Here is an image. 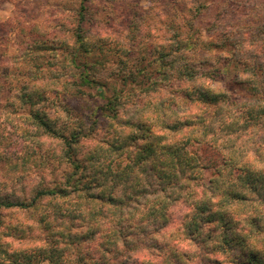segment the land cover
<instances>
[{
    "label": "trees",
    "instance_id": "trees-1",
    "mask_svg": "<svg viewBox=\"0 0 264 264\" xmlns=\"http://www.w3.org/2000/svg\"><path fill=\"white\" fill-rule=\"evenodd\" d=\"M177 1L170 3L181 20L170 17L147 69L140 63L136 73L118 74L130 87L126 94L123 86L114 89L100 107L102 137L87 134L82 118L75 127H56L47 112L30 111L34 136L59 138L63 149H40L32 159L40 167L29 196L0 185V229L33 241L15 249L22 262H11L31 264L27 249L43 264H264V3L244 5L233 18L237 7L224 0L214 21L197 26L213 0L182 8ZM83 9L81 3L76 46L66 51L71 68L80 69L71 82L78 78L77 86L105 97L90 67L96 61L78 63L96 46L81 31ZM228 64L236 71L220 85ZM47 68L33 85L21 81L16 92L32 90H22L20 100L34 105L40 93L46 102L50 82L68 85ZM144 90L146 97L137 95ZM131 97L124 116L119 99ZM10 155L0 148V162ZM41 201L52 205L39 209ZM6 211L29 213L35 226L8 222ZM2 234L0 253L9 244Z\"/></svg>",
    "mask_w": 264,
    "mask_h": 264
},
{
    "label": "rangeland",
    "instance_id": "rangeland-1",
    "mask_svg": "<svg viewBox=\"0 0 264 264\" xmlns=\"http://www.w3.org/2000/svg\"><path fill=\"white\" fill-rule=\"evenodd\" d=\"M170 1L0 0V81L3 85V95H0V148L4 151L10 149L11 152L8 159L0 162V179H2L0 185L4 184L6 193H17L21 197L29 196L31 193L29 190L32 188L31 179L36 178L35 173L40 167L37 164L38 160L36 159L35 164H32V159L38 158L40 149L48 148L53 154H60L63 149L59 138L47 136L40 140L34 136L38 132L29 116L31 110L47 112L48 116L55 121L56 127H60L62 123L75 127L73 123L79 122L82 118L83 124L87 125L85 128L87 134L97 135L99 133L100 137L104 135L102 123L106 117L101 115L100 107L105 104L106 97L114 93V89L123 86V94H126L130 87L129 84L124 85L122 81L121 83L116 80L118 74L123 71L136 73L140 63H142L140 66L147 69L149 60L151 61L156 56L154 51L156 48L160 49L161 42L167 35L170 17H178L176 20H181L179 11L171 7ZM192 1L180 0L175 4L182 8L184 4L192 5ZM222 1L224 0H213V8L206 9L201 23L197 26H206L210 21H214L215 13L220 7L218 5ZM260 1L262 0H225L227 2L225 7L235 9L231 6V3H235L237 9L232 14L235 18L243 11L244 5L251 6ZM81 3L85 5L81 31L84 30V35L92 42V47L96 46L91 49L90 53H85L87 56L78 63L96 61L94 66L90 67L99 85L106 89L105 97L99 94L96 87L77 86L75 83L79 81L78 78L74 83L71 82L75 79L72 76L77 77L80 69L71 68L67 60L70 53L67 54L66 51L68 49L70 52L71 47L76 46L73 29L78 22ZM48 46L55 49L45 48ZM221 55L224 57L225 54ZM121 58L125 61L121 62L123 61ZM228 67L229 72L221 75L220 85L230 81L231 75L236 71L234 65L228 64ZM43 68L51 70L50 73L53 76L57 73L60 76H66L65 78L70 82L68 81V85L63 87L50 82L49 90L52 95L46 102L39 101L40 93H35L36 103L34 105L23 102L20 100L22 90H26L25 93L32 90L28 88V85H33L39 80ZM21 81L28 85L16 92ZM74 91L78 92L74 93ZM146 91H138L137 95L146 97V93H150ZM64 93H71L70 98L68 99ZM135 99L131 97L125 102L121 99L119 103L115 101L119 104L116 106L122 115L127 116L123 109L126 105L131 106V102ZM124 103L125 107L121 106ZM97 119L100 125L93 123ZM111 131L112 126L107 129L106 134ZM44 172L48 173L46 170ZM51 205V202L41 201L39 209L50 208ZM6 212L12 216L8 219L10 223L19 219L32 223L34 219L29 213ZM32 225L35 226L34 222ZM1 234L4 241H8L9 244L4 247L3 253H0V264L22 262L24 257L22 255L16 257L18 253L14 251L23 243L33 242L32 239L26 238L19 242L10 236H5L3 230L0 229ZM24 251L31 258V264H43L35 257L34 250ZM15 258H17L16 262H11Z\"/></svg>",
    "mask_w": 264,
    "mask_h": 264
}]
</instances>
